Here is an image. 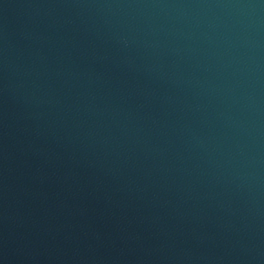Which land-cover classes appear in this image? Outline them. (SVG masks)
Segmentation results:
<instances>
[{
    "label": "water",
    "instance_id": "water-1",
    "mask_svg": "<svg viewBox=\"0 0 264 264\" xmlns=\"http://www.w3.org/2000/svg\"><path fill=\"white\" fill-rule=\"evenodd\" d=\"M0 264H264V0H0Z\"/></svg>",
    "mask_w": 264,
    "mask_h": 264
}]
</instances>
